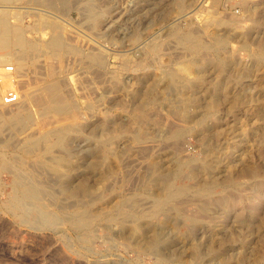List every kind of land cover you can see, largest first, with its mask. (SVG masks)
Here are the masks:
<instances>
[{"label": "rangeland", "instance_id": "374dc122", "mask_svg": "<svg viewBox=\"0 0 264 264\" xmlns=\"http://www.w3.org/2000/svg\"><path fill=\"white\" fill-rule=\"evenodd\" d=\"M243 1L59 0L54 5L39 0L0 2L2 7L10 8L7 13L11 23L26 28L27 38L50 37L52 28L46 21L56 20L65 40L75 49L59 58L43 47L30 53L19 74L14 73L16 89L20 93L39 91L50 79V70L56 67L64 82L63 92L79 110L75 117L79 131L70 133L66 147H55L46 153L44 163L37 152L25 153L22 138L29 130L20 133L0 119V157L11 168L0 169V264H218L226 256L230 264H264V184L255 185L237 169V165L242 169L254 166L264 171V49L259 50L264 44V14L258 16L254 27L250 19L232 25L235 15L244 14ZM90 9L98 12V20L89 15ZM190 29L209 42L217 33L232 35L233 39L224 49L206 56L210 59L208 66L199 60L203 55L191 53L175 37L174 30ZM155 42L160 44L158 49ZM21 48L17 45L13 50L19 52ZM97 48L105 53V67L87 59V53ZM11 51L1 48L0 55ZM258 52L262 57L259 63L252 55ZM215 53L225 58L222 68L214 64ZM194 59L199 66L191 69L204 72L205 82L197 84L196 90L186 89L185 79L194 75L182 74V92L196 96L199 108L183 98L181 85L171 82L166 74L179 72V67ZM8 61L0 62V68L16 67L15 62ZM216 80L229 91L221 89L219 93ZM14 90L7 88L0 96L5 98ZM213 94H220L219 108L206 109L205 103ZM16 107L10 110L16 112ZM32 108L39 111L35 104ZM34 116L38 121L32 127L44 130L55 125L42 126L39 114ZM54 117L57 115L52 114L51 119ZM174 128L186 129L177 143L169 137ZM109 132L119 137L112 146H102L97 139ZM138 132L144 135L140 142L134 139ZM57 158L61 160L60 173L67 174L68 183L77 187L88 182V193L66 198L58 188L59 174L51 169ZM208 159L206 168L202 164ZM186 161L192 166L186 167ZM227 164H234V178L241 189L232 193L242 195L243 200L230 210L224 208L215 201L224 194L216 186L205 199L209 210L202 211V198L194 190L204 179L228 174ZM18 175L52 192L45 195L44 201L50 213L59 215L60 222L50 226L38 220L32 224L8 210ZM152 179L159 182L153 185L149 183ZM164 179H170L176 188L190 190L177 202L178 211H161L146 220L158 237L162 236L150 249L145 241H137L142 227L133 229L130 222L118 224L101 219L87 240L64 218L74 212L77 202H83L93 212H112L121 198L132 193H137L145 209L149 208L147 192H160L157 188ZM65 203L69 207L63 211L60 205ZM30 213L33 217L34 212ZM194 218L199 224L194 225ZM211 246L222 252L219 257L210 255Z\"/></svg>", "mask_w": 264, "mask_h": 264}, {"label": "bare ground", "instance_id": "6f19581e", "mask_svg": "<svg viewBox=\"0 0 264 264\" xmlns=\"http://www.w3.org/2000/svg\"><path fill=\"white\" fill-rule=\"evenodd\" d=\"M14 1L15 0H0V2H14ZM40 1L44 2L46 4H49V5H54L55 3L57 4L56 1H59V0H39V2ZM61 1H63V0H61ZM65 1H67V0H65ZM214 1H218V0H214ZM61 3H63V2H61ZM64 3H66V2H64ZM262 4L264 5V3L256 2L255 0H244L242 3V7L244 9V14H241L240 17H236L238 15H235V13H234L235 17L231 19L232 25L236 24V23L240 24V23H242V20H245V19L249 20L250 19L252 22L251 26L252 27L256 26V24H258L257 23L258 16L260 14L261 15L264 14V9H262L264 7L262 6ZM2 6L3 5H0V49L1 48L2 49L11 48L12 51L8 52L5 55H0V62L3 63L4 61L10 60V61L15 62L16 67H13L14 71L8 70L9 65L7 67H4V68L1 67L0 68V77H2L1 78L2 87H0V93L3 90H6L7 88H13V89H15L14 91H16V93L18 95V99L14 103H6L4 96H3V98L0 96V119L3 120L4 123L8 122L9 124H11L20 133L21 132L24 133V132H26V130H29L26 132V134L23 135V138H22V141H24L25 153L26 154L27 153L32 154L33 152H37L39 160L41 161V163H44L43 156L46 153L50 152L55 147H61V148L66 147V143L68 141L70 133H74L76 131H79V128H78L79 124H77V122L75 120L77 110H78L77 109L78 106L76 107V104H74L75 102H73L70 99V97H68L63 92L64 82L62 81V78L60 77V72L56 69V67L52 68L50 70V79L44 84V86H42L40 88L39 91H37L35 93H33V92L30 93L29 91L20 93L18 91V88L16 89V76L19 74L20 68L23 65H25L24 62L28 58L30 53L40 49L41 47H43L49 53H52L56 58L61 57L65 53L68 54L70 52H73L75 49L72 45H70L68 43V41L65 40L64 35H62V33L60 31L61 25H60V23L56 22V20L46 21V24L52 28V30H51L52 34H50V37L48 36V38L42 39V37H43L42 36L41 40L29 39L25 35L26 28H24L23 26L21 27V26L14 25L15 23L14 24L11 23V21L8 17V13H7V10H9L10 8L7 9V7H2ZM5 6H7V5H5ZM89 15L91 17H93L95 20L99 19L98 12L91 10V14H89ZM174 31H176V32H174V34L176 35L175 37H177L178 42H180L179 44L182 43L187 48V50L190 51L191 53L199 54L200 56L203 55V58L199 59V60L200 61L202 60L204 62V65L208 64V66L210 63V59L206 58V56L210 52H214V50L216 52V49L218 50V48L224 49L226 44L229 43L233 39V37H231L232 35L229 36V35L217 33V34H214L215 36H212V38H214V40L209 42V41H206L203 37H201L202 35L200 36V34H198L196 31H193V29L192 30L190 29L189 31L184 30L183 32H179L177 30H174ZM17 45H19V47L20 46L22 47L21 51H19V52H16L15 50H13V47H15ZM159 46H160L159 42L158 43L155 42V48L158 49ZM263 49H264V44H261L259 50H263ZM252 55H255V60L257 63L262 61V57H261L259 52H258V54L252 53ZM87 59L92 64H97L99 66L105 67L106 56H105L104 51L100 48L99 49L97 48V50L89 51L87 53ZM212 59L215 61V63H214L215 66L218 68H222V66H224V64L226 62L225 58L223 56H221V54L215 53L214 57ZM196 62L197 63H195V59H194V62L191 61V62H188L189 64L188 63L184 64V66L183 67L181 66V68L179 67L178 68V69H180L179 72H177V71L171 72L170 71L169 73H166V74H167V77L171 80V82L174 81V83L176 82L177 84L179 83L181 85V88L179 85L178 86L181 89L180 94L181 95H182V93L184 94V95H182L183 98L185 97L186 100L189 99L193 103L194 106H197V108H199L198 107L199 103H198L196 96L190 97V96L186 95L184 90L182 92V89L184 87V86L182 87V80H183L182 74H184L185 76L194 75L193 78L190 77V78L185 79L186 89L191 88V90H192L193 87L195 89L196 85L203 82L205 79V73L204 72L196 71V69H194V68L191 69L194 65L199 66V62L198 61H196ZM192 70H195V71L193 72ZM14 73H17V75H15ZM220 83H221L220 80H216V82H215V84H216L215 89L218 92L221 91V89H222V91L224 90V92L229 91L227 89L228 87L225 85H223L225 87L221 88ZM197 92H198V90H197ZM193 95H194V93H193ZM23 97H25V98L23 99ZM219 98H220V94H216V95L213 94V96L210 98V100H208L207 103H205L206 109H210V108L212 109L213 108V110H217L219 108V105L221 102V100ZM151 100H153V99H151ZM33 104L38 106L39 111L33 110V108H32ZM13 105L17 106L16 112H12L10 110V107H12ZM203 107H204V105H203ZM78 112H79V110H78ZM36 113L39 114V118L41 120L39 124H42V126L43 125L47 126L48 124H54V123H55V125H53V127H51V128H47L44 130H39V129H37L38 127L37 128L32 127L38 121L36 118L37 116H34ZM52 114L57 115V117H54L53 119H51ZM141 115L146 116V117L148 116V115H145L144 113H142ZM137 117L142 118L141 116H138V115H137ZM69 118L71 120L65 121L66 119H69ZM1 120H0V123H2ZM0 130H2V128H0ZM185 132H186V129H183V128L175 129L174 128V130L171 131L169 137L174 138L176 140V143H177V141H179V139H181V137L185 134ZM116 136H118V135H115V134L112 135L109 132L108 134H106L104 136L103 135L99 136L97 140L102 146L109 147V146H112L113 143L115 142V139L117 138ZM143 136L144 135L142 133L138 132L137 134H135L134 139L138 140V142H140L141 140H143V138H144ZM95 139H96V137H95ZM210 153H208V154L206 153L207 156H210L211 155ZM211 158H213V157H211ZM209 160L210 159L204 161V163L202 165L207 168V161H209ZM190 161H186L184 163L186 165V167L192 166L191 165L192 163ZM53 162H54V165H52L51 169H52V171L54 170V172H56V174L57 173L59 174L60 177H58V178H60V181H58L59 183L57 182L58 186H59L58 188H60L59 190L63 194L66 195V198H67V196L71 197V196H75L76 194H81V195L84 194L85 195L86 193H88L90 191V186H89L88 182H82L77 187H76V185L74 186L73 183L72 184L70 183L74 187L71 186L68 183V181L66 180L67 174L65 176V175H62V173H60L59 167L61 168V166H59V164H60L59 162H61V160L57 158V160L55 159V161H53ZM180 166H182V161H181V163L179 162V164H178L179 168H180ZM211 166H212V164H211ZM227 166H228L227 168H228L229 173L225 175L224 172H226V171H224L223 172L225 175L224 177L222 175L221 178L215 176V177L210 178V179H204V180L200 181V183L197 185L196 189L194 190L196 195L202 198L201 204H200V208L202 209V211L209 210V206L206 203L205 199H206V197H209L212 195V190L216 186H220L223 189L224 194L222 193V195L220 197H217L215 199V201L223 204L224 208L227 207L230 210V208H232L236 204L238 205V203L243 200L242 195H239V196L235 195L234 196V194L232 193L234 190L235 191H239V190L241 191V189H239V187H237V183H236L237 181H235V178H234L235 174H236V173L233 174L234 173V164L233 165L227 164ZM3 168L11 169L8 162L4 158L0 157V169H3ZM193 168H195V167H193ZM237 169H239V172H240L239 174L247 175L249 177V179L250 178L253 179L257 183L255 185L264 184V171H260V169L258 167H254V166L248 167L247 166L244 169H242V168L238 167V165H237ZM205 174H207V173H205ZM218 174H216V175H218ZM162 175L164 177V174H162ZM195 175L196 174H193L194 177H195ZM155 176H157V174ZM169 176H170V174H169ZM197 176H198V174H197ZM23 177L21 175H18L16 180H15L16 182H15L14 194L10 197V199L7 203V207L9 208L8 210H11L13 212V214L20 217V219L22 218V220H24V221L32 222V224L38 220H41L45 223H49V224H51L50 226H53V224H55L56 222L57 223L60 222L61 220L58 221L60 219L59 215L50 213L51 211L47 210V206H49V205L45 204L46 202L44 201L45 195H48V193L51 195L52 192L51 191L48 192V190L45 189V186L41 183H40L41 185H35L32 183V181H30V182L24 181L25 179ZM158 182H159L158 180L156 182L153 179L151 181L149 180V183H152L153 185H154V183H158ZM37 183H38V181H37ZM161 184L162 185H159L160 187L157 188V189H160V192H155V191L154 192H152V191L147 192V196L145 198L150 204L149 208L145 209V206L143 207L139 203V199L137 198V193H132L131 195L124 197L123 199L121 198V201H119L113 207L112 212H110V211L108 213H103L102 211H101L102 213L100 211H99L100 213L98 211L93 212V210L91 211L90 208L87 209L86 205L83 202H81V203L77 202V206H74L75 207L74 212H72L73 211L72 210L71 211L72 213L70 212L71 214L66 215V217H64V218L66 219V221H68L71 224V226L77 228V230H80L83 233V235L87 238V240L91 239L90 237L93 235L94 224L101 219H107V221L113 220V221L118 222V224H125V222H130L133 229H137V228L139 229V227H142L143 233L138 236L137 241L138 242L145 241L146 247H148L150 249V247H152L159 240L160 236L158 237V233L156 232V229L154 230L153 227L151 225H149V222L146 220L151 218L152 216H154L155 214H157L161 211L165 212V210H169V209H174V210L178 211L179 207L177 206V202H180L181 201L180 199L183 196H185L186 194H188V192L190 190L189 187H177V188L174 187L172 185V183L170 184V179L169 180L164 179L163 183H161ZM45 185H47V184H45ZM248 197H250V196H248ZM60 206L63 209V211L69 207V205L68 204L66 205V203L64 205L61 204ZM31 211L34 212L33 217H31V213H30ZM141 220L144 221V224L141 223ZM196 221H198V218L193 219L194 225H195ZM41 224L42 223H40V225ZM196 224H199V223L197 222ZM136 233H137V231H136ZM163 238H162V240H163ZM262 241H263V245H264V239ZM163 242H164V240H163ZM163 242H161V243H163ZM194 247H195V251L199 252V247L196 245ZM221 253L222 252L219 251V249H217L216 247H212L210 249V255L214 258L219 257V254H221ZM224 256H226V255L224 254ZM214 258H213V260H215ZM218 259H220V258H218ZM217 263L218 264H230V261H229V258L226 256V257L221 258L220 261H218Z\"/></svg>", "mask_w": 264, "mask_h": 264}, {"label": "built area", "instance_id": "2783aa9c", "mask_svg": "<svg viewBox=\"0 0 264 264\" xmlns=\"http://www.w3.org/2000/svg\"><path fill=\"white\" fill-rule=\"evenodd\" d=\"M8 69H13V66H8ZM4 99L6 103H14L18 99V95L16 91H10L7 93Z\"/></svg>", "mask_w": 264, "mask_h": 264}]
</instances>
